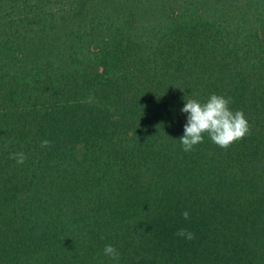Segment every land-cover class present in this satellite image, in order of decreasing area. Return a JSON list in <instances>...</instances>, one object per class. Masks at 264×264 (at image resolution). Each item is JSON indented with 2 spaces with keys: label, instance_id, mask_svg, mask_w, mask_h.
<instances>
[{
  "label": "trees",
  "instance_id": "16d2710c",
  "mask_svg": "<svg viewBox=\"0 0 264 264\" xmlns=\"http://www.w3.org/2000/svg\"><path fill=\"white\" fill-rule=\"evenodd\" d=\"M212 94L250 133L184 152L185 98ZM107 244L264 264V0H0V264H116Z\"/></svg>",
  "mask_w": 264,
  "mask_h": 264
},
{
  "label": "clouds",
  "instance_id": "9594fccd",
  "mask_svg": "<svg viewBox=\"0 0 264 264\" xmlns=\"http://www.w3.org/2000/svg\"><path fill=\"white\" fill-rule=\"evenodd\" d=\"M92 99L90 97L88 102H92ZM185 100L181 111L187 114V122L184 125V135L179 138L184 152H191L196 145L203 143L204 134L216 145L227 149L250 133V123L244 112H233L230 108V98L212 94L206 102L195 98ZM50 143L49 140H43L41 147H48ZM11 158L15 159L17 164H23L27 156L23 152H15L11 153ZM183 216L188 219L189 213L185 211ZM177 236H183L187 240L195 239L194 233L183 228L177 232ZM103 253L118 264L120 254L115 246L107 244Z\"/></svg>",
  "mask_w": 264,
  "mask_h": 264
}]
</instances>
